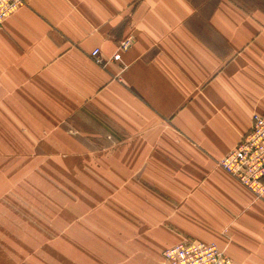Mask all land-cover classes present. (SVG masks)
Masks as SVG:
<instances>
[{"label": "crops", "instance_id": "crops-1", "mask_svg": "<svg viewBox=\"0 0 264 264\" xmlns=\"http://www.w3.org/2000/svg\"><path fill=\"white\" fill-rule=\"evenodd\" d=\"M254 114H264V8L28 0L0 29V138L39 139L38 151L88 169L79 200L91 221H75L71 248L63 241L74 264H111L112 233L131 237L128 264H160L184 241L264 264V196L219 165Z\"/></svg>", "mask_w": 264, "mask_h": 264}, {"label": "rangeland", "instance_id": "rangeland-1", "mask_svg": "<svg viewBox=\"0 0 264 264\" xmlns=\"http://www.w3.org/2000/svg\"><path fill=\"white\" fill-rule=\"evenodd\" d=\"M238 1L248 11L264 8L260 0ZM7 140L0 138V264H74L71 253L67 256L62 250L69 251L67 247L73 245V224L81 221L89 225L91 221L88 200H79V192L90 190L88 169H74L72 153L38 151L44 148L39 139L33 138L29 146L25 138L15 137L17 145L13 147ZM9 148L18 151L10 152ZM121 234L126 239L112 233L111 264H128L133 258L126 247L131 237ZM66 236L67 247L63 244ZM158 261L166 264L163 255Z\"/></svg>", "mask_w": 264, "mask_h": 264}, {"label": "built area", "instance_id": "built-area-1", "mask_svg": "<svg viewBox=\"0 0 264 264\" xmlns=\"http://www.w3.org/2000/svg\"><path fill=\"white\" fill-rule=\"evenodd\" d=\"M28 0H0V29L5 20ZM129 43H124L126 49ZM101 64L100 50L91 54ZM220 167L257 198L264 196V114H254L249 132L219 161ZM166 264H231L226 251L215 243L184 241L164 254Z\"/></svg>", "mask_w": 264, "mask_h": 264}]
</instances>
